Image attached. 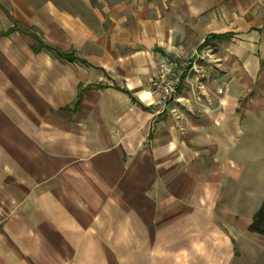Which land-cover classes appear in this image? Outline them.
<instances>
[{
  "label": "crops",
  "instance_id": "0c3cea01",
  "mask_svg": "<svg viewBox=\"0 0 264 264\" xmlns=\"http://www.w3.org/2000/svg\"><path fill=\"white\" fill-rule=\"evenodd\" d=\"M255 180L264 0H0V264H233Z\"/></svg>",
  "mask_w": 264,
  "mask_h": 264
},
{
  "label": "rangeland",
  "instance_id": "374dc122",
  "mask_svg": "<svg viewBox=\"0 0 264 264\" xmlns=\"http://www.w3.org/2000/svg\"><path fill=\"white\" fill-rule=\"evenodd\" d=\"M184 60L188 65L193 62L190 56ZM264 181V180H263ZM263 181L261 185L258 181H252V189L246 194H251L250 196H242L237 198L233 202V207L235 210L240 212V219L238 226L235 229V253L233 264H264V237L247 232V229H243L244 224L249 220L250 214L254 213L262 200L264 199V191L262 187L264 185ZM257 185H259L257 187ZM239 192V191H238Z\"/></svg>",
  "mask_w": 264,
  "mask_h": 264
},
{
  "label": "built area",
  "instance_id": "2783aa9c",
  "mask_svg": "<svg viewBox=\"0 0 264 264\" xmlns=\"http://www.w3.org/2000/svg\"><path fill=\"white\" fill-rule=\"evenodd\" d=\"M189 65L177 57H166L153 62L149 95L154 97L153 106L162 111L177 91L182 77L188 73Z\"/></svg>",
  "mask_w": 264,
  "mask_h": 264
},
{
  "label": "trees",
  "instance_id": "16d2710c",
  "mask_svg": "<svg viewBox=\"0 0 264 264\" xmlns=\"http://www.w3.org/2000/svg\"><path fill=\"white\" fill-rule=\"evenodd\" d=\"M53 52L59 57L63 56L56 50H53ZM247 232L264 237V199L260 203L258 209L252 215L247 226Z\"/></svg>",
  "mask_w": 264,
  "mask_h": 264
}]
</instances>
